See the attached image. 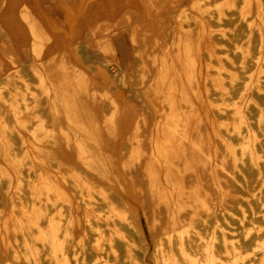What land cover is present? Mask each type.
I'll use <instances>...</instances> for the list:
<instances>
[{
    "label": "bare ground",
    "instance_id": "obj_1",
    "mask_svg": "<svg viewBox=\"0 0 264 264\" xmlns=\"http://www.w3.org/2000/svg\"><path fill=\"white\" fill-rule=\"evenodd\" d=\"M22 1L31 61L47 60L23 68L1 42L0 264H148L140 214L152 264H264V0H140L147 13L99 25L91 47L138 93L120 153L111 87L44 48L54 38ZM112 1L85 12L108 17Z\"/></svg>",
    "mask_w": 264,
    "mask_h": 264
},
{
    "label": "rangeland",
    "instance_id": "obj_2",
    "mask_svg": "<svg viewBox=\"0 0 264 264\" xmlns=\"http://www.w3.org/2000/svg\"><path fill=\"white\" fill-rule=\"evenodd\" d=\"M25 1L29 4L28 7L32 6L28 0H23L22 2L24 3ZM188 2H189V0H180V4H187ZM112 3L113 4L116 3V5L114 6V10H112V8H111V14L108 17H104L99 12V9H97L96 12L88 14L90 16V19H91V30H89V33L91 34L93 40H95V39L100 40L101 37L103 36V34H105V31L103 29L104 27H99V25L105 24V26H106L107 24H112V23L116 22L118 19L122 18V9L123 8L133 9L138 14L147 13V11H145V8L142 5L140 0H113ZM18 8H21V7L17 6L16 12H18ZM19 11H21V10L19 9ZM27 13H26L27 20L28 21L33 20L31 16H30L31 18H29V15H33V13H31L30 11H28ZM148 16L153 17V14L151 12H149ZM105 18H107V19H105ZM9 20L11 22V18ZM40 21L42 23H45L43 20H40ZM45 25H46V23H45ZM5 31L11 32L12 30H6L5 29ZM113 34H111L110 36L113 37L112 42L118 48V52H119L118 55H119L120 61H121V65H120L121 67L120 68L124 72H128L131 70V68L133 67V65L135 63L131 57V46H130V42L128 39L127 32L121 28V29L116 30ZM92 38H91V40H92ZM28 39L30 42L31 37H28ZM4 40H6V39H0V45H1V42H3ZM93 40H92V43H93ZM49 43H50L49 40H47L46 42H43V45H47V46H49V48L52 46V48H53L52 50L58 51V48H56L54 44L49 45ZM92 43L91 44L90 43L85 44L84 46L82 45V46L78 47L77 49H79V53L71 55V58L74 62H76L80 66H82V68L85 71H88L92 75L93 74L98 75L100 73L102 75V73H103L104 77L97 82L102 87H108V86L111 87L112 91L114 92L115 98L117 99V101L120 105V111H121V119H120L119 124H118V139L119 140L117 143V151H118V153H120L121 148L124 144V138H125L127 132L129 131V129L132 125V122L134 121V119L136 117V111L138 108V102H137L136 96L138 95V93L136 94L135 92L134 93L130 92L128 87L126 85L121 84V82L118 81V77L115 76L108 69L103 70L104 66H102L101 60H100L101 54L99 53V51L96 48L91 47V46H93ZM1 48H2V46H0V49ZM30 49H31V46H30L29 50ZM44 57L45 56L42 57L43 60H44ZM28 58H29V55H28ZM43 60L40 59V61L39 60L38 61H30L29 63L30 64L39 63V62H42ZM99 66H100V68H98ZM146 92H147V95H149V96L151 95L150 91L147 90ZM127 105H129V109H128ZM130 202L132 203V205H134L140 211V206L136 202L132 201V199H130ZM140 216H141L140 217L141 218V224H142V227H143V230H144V233L146 236V241H147V252H146L144 259H145V261H147L148 264H152V261L150 259V253L153 249V243H152L151 238L148 234L146 224H145V220H144L142 214H140Z\"/></svg>",
    "mask_w": 264,
    "mask_h": 264
},
{
    "label": "crops",
    "instance_id": "obj_3",
    "mask_svg": "<svg viewBox=\"0 0 264 264\" xmlns=\"http://www.w3.org/2000/svg\"><path fill=\"white\" fill-rule=\"evenodd\" d=\"M28 1L31 4H35V6L40 9L37 13L34 14V17L38 20H43L46 23V27H48L50 33L54 38L55 47L58 48L60 51L65 52L71 62L79 65L78 63L72 60L71 55L79 53V49H77L78 47L82 45L84 46L85 44L89 43L91 44L93 40L91 34L88 31V28L91 25V19L88 13L85 12L86 10L84 9V7L87 5L88 2H93L97 0H77L78 10L73 12L66 8V6L68 5V0ZM5 2L7 6L6 12L11 18L12 31L7 32L4 30H0V39H6V41L11 44L9 45V47H11L13 53L16 54L18 62L22 63L23 68H25L30 64L29 62L31 61L32 52L31 49L29 50L30 42L24 29L20 14L16 12L17 0H6ZM115 5L116 3H112V10H114ZM110 38L112 42L113 37L110 36ZM113 45L117 53L119 54L118 48L115 44ZM43 46L45 48V46L47 45ZM46 60L47 58L44 57L43 61ZM102 66H104L103 70L108 69L110 71V69L105 65L102 64ZM98 68H100V66ZM93 76L96 82L104 77L103 73L102 75L101 73L98 75L93 74ZM98 85L100 84L98 83Z\"/></svg>",
    "mask_w": 264,
    "mask_h": 264
}]
</instances>
